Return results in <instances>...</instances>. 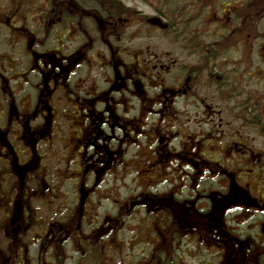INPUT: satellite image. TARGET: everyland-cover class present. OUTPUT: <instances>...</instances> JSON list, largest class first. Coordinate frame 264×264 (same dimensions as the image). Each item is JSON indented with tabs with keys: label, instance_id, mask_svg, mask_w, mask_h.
I'll use <instances>...</instances> for the list:
<instances>
[{
	"label": "flooded vegetation",
	"instance_id": "af4514ba",
	"mask_svg": "<svg viewBox=\"0 0 264 264\" xmlns=\"http://www.w3.org/2000/svg\"><path fill=\"white\" fill-rule=\"evenodd\" d=\"M61 1L53 11L51 0L50 8L43 0L25 10L15 0L0 11V239H9L0 244V264H183L188 256L201 264H264L263 256L249 260L253 242L246 238L264 244V144L254 150L237 134L226 135L211 104L216 94H228L221 99L231 101L233 121L255 123L264 137V73L244 67L261 54L259 33L245 27L247 13L263 11L257 5L264 0L162 2L145 23L193 48L192 70L174 72L173 59L159 64L119 40L128 18L120 26L111 20H119L124 1ZM199 1L221 14L200 22L201 8L187 12ZM231 8L241 14L238 23ZM87 13L112 31L110 48L79 27ZM216 60L240 63L243 72L219 74ZM247 77L259 87H247ZM195 111L216 136L205 138L197 122L188 132L174 120ZM57 135L71 143L66 156L80 158L81 179L73 184L80 198L44 199L51 187L40 161L55 156ZM245 157L254 158L253 170L229 168L231 159ZM120 172L133 178L128 196L103 206L94 201V191H118ZM60 205L69 213L62 225ZM240 212L248 216L229 220Z\"/></svg>",
	"mask_w": 264,
	"mask_h": 264
},
{
	"label": "rangeland",
	"instance_id": "374dc122",
	"mask_svg": "<svg viewBox=\"0 0 264 264\" xmlns=\"http://www.w3.org/2000/svg\"><path fill=\"white\" fill-rule=\"evenodd\" d=\"M61 1V0H59ZM125 3L128 4V6H125L124 8H121V13L123 14H118L119 20H111V23L116 25V23L122 19L128 18L129 22H126L128 26H126L124 29L125 31H121L123 35L121 34L119 40H127L131 42L133 48L135 49V52H140L143 57L145 58H153L158 61L160 60L159 64H168L170 63V60H174L175 63H171L169 66V70L171 72L174 71H179V70H184L189 71L192 70L193 66V48L179 45L175 41H169L168 39L171 38V36H162V33L159 28H154L152 29L151 25H147L145 22L150 23L149 17L152 16L154 9L158 8L161 6L162 2H167V6H181L182 2L180 0H122ZM197 1V0H195ZM64 2L65 5L69 6H64V9L67 12H73L75 13L74 15H78L76 13V9H73V5L70 4L68 1H61ZM94 2V1H92ZM15 4V0H0V11L4 10L5 8L8 9V7H12V5ZM20 3H23V7L25 10L29 9L31 11L37 10V7L40 5H43V0H20ZM44 9L45 8H50L51 6L48 4L47 0L44 2ZM202 1H199L196 7H191L188 5V3L185 6H189L187 12H192L195 13L198 11V9L201 8V12L203 14L199 15L200 22H205L204 19H212V14L219 13L218 9H212L210 10L207 7H200L202 5ZM254 3V1H252ZM63 3H58V0H51V5L52 9L51 11L57 9L55 8L56 6L62 5ZM16 6V5H15ZM257 7H263V11H256L253 14H248L247 13V25H245L246 29H248V33H250L252 36H255L258 34V40L259 43H257V46H261V54L259 55L258 58L252 56L248 58L247 62L244 64V67L246 69L247 74H258L259 71H263L264 73V17L262 18L261 16H264V5L261 3H258ZM237 12L238 15H233L234 20H236L235 23H238L240 21L241 14L239 11H237L236 8H231ZM64 10V11H65ZM82 12H85L81 9H79ZM194 11V12H193ZM210 11V15L208 14ZM253 12V10H252ZM190 13V15L192 14ZM2 16V15H1ZM78 19L81 18V16H76ZM147 17V18H146ZM258 20H260L258 22ZM78 22V20H77ZM81 24L87 25V27H84L83 25H80L79 27L82 29H85L88 32V35L92 36L94 35V39L100 44L103 45V47L108 45V48L111 47V38L107 39V36H110V34H113L111 30L106 28V24L104 21L100 20V18H96L93 14L87 13L82 16L81 19ZM121 22V21H120ZM152 23H155L153 19L151 20ZM117 26H120L118 25ZM130 23V24H129ZM111 26V27H113ZM236 28L238 29L237 25ZM120 30L117 29L116 32ZM149 30V32L147 31ZM79 31V30H78ZM80 32V31H79ZM80 34L83 36V33L80 32ZM109 38V37H108ZM110 40V41H109ZM252 38L248 39V43H250ZM98 44V45H99ZM122 45H125V43H122ZM255 44V42H254ZM97 45V46H98ZM99 45V46H100ZM101 47V46H100ZM122 48V47H120ZM6 54V53H5ZM216 68L224 69L226 71V74H242L243 72V66L240 65V63L237 62H226V61H220L216 60ZM138 64V63H137ZM245 74V73H244ZM232 80V79H231ZM248 83L247 87L255 88V86H258V83L253 82L247 77ZM264 84V82H263ZM203 91V90H202ZM216 93H218V90L216 89ZM228 94H216L215 95V100H211V104H213L216 109H219L220 111H213L212 113L218 117L220 115V118L222 119V124H227L226 126H221L220 129L225 131L226 135L230 134H237L240 140L245 141V145L253 147L254 150H261V145L264 144V137L261 135V132L259 128L256 126L255 123L248 122L247 126L245 127L238 121H233V119L230 117V115L227 113L226 109L231 105V101H223L221 98H227ZM220 99V102H218ZM208 101V100H207ZM210 102V101H208ZM264 103V102H263ZM214 108V107H213ZM191 112V111H190ZM190 112H182L180 115L176 114L177 119H174L177 121L178 124L184 126L185 129L190 131H194L196 128V122L198 124L199 130L202 132V134L205 135V138L207 136H216V134H212L209 132L208 123L204 121L203 116L201 117L195 112L190 113ZM187 118V120H186ZM217 122L219 121V118H217ZM207 121V120H206ZM210 122H213V119H209ZM203 124V126H201ZM214 124V123H213ZM68 126V125H67ZM69 128V127H68ZM67 127H62V130L66 133V131H70ZM220 129L216 128V126H211L210 130L211 132H217L218 135L221 134L222 131ZM63 132V133H64ZM239 132V133H238ZM68 134V133H66ZM58 137V135H57ZM59 138V139H58ZM57 140L54 142V149L53 153L55 156L50 157L48 160L41 158L40 165L41 169L40 172H44V177L47 180V182L50 184L51 187V192L50 196L44 198L47 199L49 197L51 198H64V195L68 199H76L80 198L79 196L77 197L78 193L75 191L73 188V184L75 182L79 181L81 179V170L78 171L77 166L80 165V158L76 157H70L69 155L66 156V150L69 148L71 143H68L65 141L64 137H58ZM209 146H211L209 144ZM254 157V156H253ZM253 157H245L242 158L241 160L233 158L230 160L229 168L234 170L240 171V167L246 166L247 168H250L253 170L255 168L253 162L254 158ZM216 159V158H215ZM214 159V160H215ZM220 160V159H218ZM249 170V169H248ZM247 171H244V173ZM264 172V171H263ZM239 174V173H238ZM240 175V174H239ZM244 176V175H242ZM119 189L118 191H114V195H111L110 190H105V187L103 190H100V192L95 193L92 195V199H95L94 201H99L100 204L103 206L105 204V200H109L110 198H119L123 199L128 196V188H130L129 182L133 180L132 176H128L126 172H120L119 173ZM241 182L244 180L242 178L239 179ZM254 180V179H251ZM10 181V179H8ZM264 181V178H263ZM245 182V181H243ZM30 184L33 186V183L30 182ZM218 185L217 182L212 181L211 185ZM251 186L249 187L250 191L252 193H255L256 191V183H252L250 181ZM53 188L55 190L53 191ZM46 192L45 194H47ZM33 205H36V203H32ZM55 205V204H54ZM63 205L57 206L56 209L57 211H63L60 220V225L65 223L67 221V218L69 216V213L65 208L61 209ZM125 209V208H123ZM244 211H246L244 209ZM40 214L38 212L36 215ZM248 216L247 212H240L239 214H236L234 216L230 217V221L232 222L233 220L237 221L241 218L245 219V216ZM50 217V215H48ZM138 220H142L141 216H138ZM254 223H251L250 226L248 225V228H252V231L255 233L254 229ZM35 229V228H34ZM250 233V234H254ZM257 234V233H255ZM32 237V232L30 234H27V237ZM249 238L248 242H253L251 244V247L248 252V258L249 260H256L255 256H263L264 257V244L261 241V237L259 238H253V237H246ZM9 239H0V244L1 243H8ZM183 264H201L198 261L192 260V256L184 257L183 261H181ZM252 264V263H250Z\"/></svg>",
	"mask_w": 264,
	"mask_h": 264
},
{
	"label": "trees",
	"instance_id": "16d2710c",
	"mask_svg": "<svg viewBox=\"0 0 264 264\" xmlns=\"http://www.w3.org/2000/svg\"><path fill=\"white\" fill-rule=\"evenodd\" d=\"M218 71H220L219 74H224V73L226 72L224 69H220V70H218Z\"/></svg>",
	"mask_w": 264,
	"mask_h": 264
}]
</instances>
